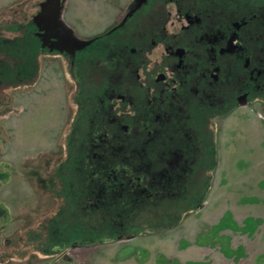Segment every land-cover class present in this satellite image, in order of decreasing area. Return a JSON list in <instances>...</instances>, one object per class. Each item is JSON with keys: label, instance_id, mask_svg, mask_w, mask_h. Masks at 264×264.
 <instances>
[{"label": "flooded vegetation", "instance_id": "obj_1", "mask_svg": "<svg viewBox=\"0 0 264 264\" xmlns=\"http://www.w3.org/2000/svg\"><path fill=\"white\" fill-rule=\"evenodd\" d=\"M66 2L38 3L27 24L40 54L30 52L22 68L31 74L41 55L58 58L73 87L74 119L60 139L64 162L45 182L61 197L58 211L101 213L111 240L122 241L138 236L126 223L144 206L200 209L219 122L264 114V0H130L89 37L67 23ZM10 54L0 50V74L23 63ZM50 227L57 242L49 253L94 244Z\"/></svg>", "mask_w": 264, "mask_h": 264}, {"label": "rangeland", "instance_id": "obj_2", "mask_svg": "<svg viewBox=\"0 0 264 264\" xmlns=\"http://www.w3.org/2000/svg\"><path fill=\"white\" fill-rule=\"evenodd\" d=\"M40 1L0 0V41L16 38L25 58L19 75L5 67L0 74V81L16 83H0V264H264V114L243 112L219 122L217 161L198 210L144 206L126 223L138 236L122 241L111 240L101 213L71 206L58 211L61 197L55 200L45 182L62 166L61 131L74 119L73 87L59 59L47 54L40 56L41 69H22L30 66V52L36 60L40 54L27 24ZM129 1L67 0L64 10L89 37ZM0 46L4 51L8 44ZM71 178H62L63 186ZM51 224L60 237L94 244L49 253L57 242Z\"/></svg>", "mask_w": 264, "mask_h": 264}, {"label": "trees", "instance_id": "obj_3", "mask_svg": "<svg viewBox=\"0 0 264 264\" xmlns=\"http://www.w3.org/2000/svg\"><path fill=\"white\" fill-rule=\"evenodd\" d=\"M20 27H21V25H20ZM15 28H16V26H15ZM17 28H18V27H17ZM14 39H15V40H14ZM14 39H13V40L16 42L15 45H13V44H8V43H7L8 46H9L10 48H12V50H10L8 46H6V47H5V52H6V53H10V52H11L12 54H10V55H13V56H15V57L18 58V57H19V55H18V51H19L20 49H19V47H18L19 45H18L17 43H19V42L16 41V38H14ZM3 40H4V41H7V40L10 41L11 38H8V39H6V38H5V39H2L0 42H2ZM13 40H11V42H12ZM17 49H18V51H16ZM15 52H17V55H15ZM27 55H28V54H27ZM27 55H26V56H27ZM19 58H20V57H19ZM20 59H21V58H20ZM24 59H25V58H22V62H23ZM21 68H22V67H21ZM7 69L9 70V72H11V73L13 74V77H14V75L16 74V71H17V70H20V67H19V69H18V68L15 69V68H12L10 65H9V66L7 65ZM1 82H2V81H1ZM1 82H0V83H1ZM6 83H9V84H11V83H12V84H16V83H14V82H12V81H8V82H6Z\"/></svg>", "mask_w": 264, "mask_h": 264}, {"label": "water", "instance_id": "obj_4", "mask_svg": "<svg viewBox=\"0 0 264 264\" xmlns=\"http://www.w3.org/2000/svg\"><path fill=\"white\" fill-rule=\"evenodd\" d=\"M57 39H58V38H55L52 42H57ZM71 42L74 43V44H79V43H80V42H79L77 39H75V38H72V39H71ZM85 44H86V43H85ZM43 46H44V43L41 44V47H43ZM125 238H129V237H125Z\"/></svg>", "mask_w": 264, "mask_h": 264}, {"label": "crops", "instance_id": "obj_5", "mask_svg": "<svg viewBox=\"0 0 264 264\" xmlns=\"http://www.w3.org/2000/svg\"><path fill=\"white\" fill-rule=\"evenodd\" d=\"M68 3V2H67ZM69 4V3H68ZM65 19H66V21H67V23L68 24H70V25H72V21H71V17L70 16H68L67 14L65 15ZM73 26V25H72ZM18 28H22V27H18ZM24 33V32H23Z\"/></svg>", "mask_w": 264, "mask_h": 264}]
</instances>
